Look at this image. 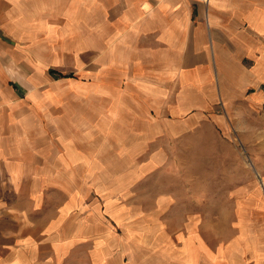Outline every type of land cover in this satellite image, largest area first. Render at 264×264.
<instances>
[{
  "label": "crops",
  "instance_id": "1",
  "mask_svg": "<svg viewBox=\"0 0 264 264\" xmlns=\"http://www.w3.org/2000/svg\"><path fill=\"white\" fill-rule=\"evenodd\" d=\"M219 102L264 108V0H0V264H264V225L209 251L114 211L80 144Z\"/></svg>",
  "mask_w": 264,
  "mask_h": 264
},
{
  "label": "rangeland",
  "instance_id": "2",
  "mask_svg": "<svg viewBox=\"0 0 264 264\" xmlns=\"http://www.w3.org/2000/svg\"><path fill=\"white\" fill-rule=\"evenodd\" d=\"M238 105L226 109L219 102L186 132L160 127L154 141L121 142L99 127L85 134L90 140L80 144L99 157L97 169L104 171L96 180L114 211L169 233L177 246L182 232V240L202 242L209 251L229 240L237 225H264V108Z\"/></svg>",
  "mask_w": 264,
  "mask_h": 264
}]
</instances>
